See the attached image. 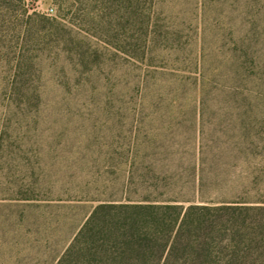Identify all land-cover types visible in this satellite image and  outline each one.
Wrapping results in <instances>:
<instances>
[{
	"label": "rangeland",
	"instance_id": "rangeland-1",
	"mask_svg": "<svg viewBox=\"0 0 264 264\" xmlns=\"http://www.w3.org/2000/svg\"><path fill=\"white\" fill-rule=\"evenodd\" d=\"M238 49L264 70V0H1L0 264H55L130 197L133 151L139 196H192L198 167L264 198V111L216 108Z\"/></svg>",
	"mask_w": 264,
	"mask_h": 264
},
{
	"label": "trees",
	"instance_id": "trees-1",
	"mask_svg": "<svg viewBox=\"0 0 264 264\" xmlns=\"http://www.w3.org/2000/svg\"><path fill=\"white\" fill-rule=\"evenodd\" d=\"M250 55L235 50L213 78L217 109L264 111V70ZM197 70L203 78V66ZM203 91L200 109L208 107ZM133 153L130 197L100 201L55 264H264V198L206 195L198 167L190 171L192 196L174 197L167 188L154 192L155 185L139 196L133 187L150 177L138 171Z\"/></svg>",
	"mask_w": 264,
	"mask_h": 264
},
{
	"label": "built area",
	"instance_id": "built-area-1",
	"mask_svg": "<svg viewBox=\"0 0 264 264\" xmlns=\"http://www.w3.org/2000/svg\"><path fill=\"white\" fill-rule=\"evenodd\" d=\"M47 13H52V9L51 8H49V10H47Z\"/></svg>",
	"mask_w": 264,
	"mask_h": 264
}]
</instances>
